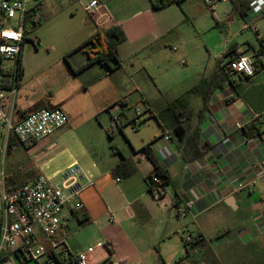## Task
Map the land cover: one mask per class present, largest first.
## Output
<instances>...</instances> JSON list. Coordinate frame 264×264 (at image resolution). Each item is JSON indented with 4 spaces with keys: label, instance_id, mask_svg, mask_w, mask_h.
Instances as JSON below:
<instances>
[{
    "label": "crops",
    "instance_id": "crops-1",
    "mask_svg": "<svg viewBox=\"0 0 264 264\" xmlns=\"http://www.w3.org/2000/svg\"><path fill=\"white\" fill-rule=\"evenodd\" d=\"M222 1L225 0L216 2ZM227 1L220 7L214 4L210 10L203 0L175 1L159 9L152 0H99L100 5L93 13L84 10L85 0L78 4L84 24L80 28L68 26L69 42L56 58L61 73L55 76V87L59 89L61 84L64 87L39 107L64 110L67 122L50 136L25 148L26 156L21 157L13 155L20 144L0 129V168L4 176L30 159L37 174H44L53 183L60 181L61 173L72 163L80 167L83 183L90 181L78 196L83 208L72 210L66 206L62 210L56 237L63 239L70 251L81 250L66 239L67 231L77 224L93 226L97 231L90 245L106 242L105 248H96L91 256L102 264H249L251 256L253 264H264V128L256 121L259 134L234 127L235 120L251 123L252 111L264 110V62L251 76L235 84L224 76L214 77L216 82L204 108L202 96L190 91L201 79L219 71L220 58L222 64L238 54L254 60L256 52L264 48V0H252L243 17ZM42 4L39 0V14ZM68 11L70 17L78 13L73 8ZM41 20L42 12L32 32L35 38L31 34L32 39L24 41L20 52L22 81L26 78L24 48L27 42L41 44ZM185 24L192 28L188 33ZM113 25H119L125 36L118 44L120 66L108 71L104 66L92 64L73 72L64 54L93 32ZM68 60L76 67L85 63L86 55L76 50ZM188 61L195 68L194 73L181 83L179 91L158 90L159 96L151 92L149 80L154 84L155 79L171 77L179 68L177 62L185 65L180 69L186 70ZM85 83L89 85L84 86ZM133 92H138L140 97L131 101ZM10 95L6 94L4 110L13 121L39 110L31 108L19 95L12 103L10 97L14 94ZM183 95L181 107L188 114L186 136L191 137L196 127L199 129V156L191 160L182 156L178 147L181 142L177 143L156 117L169 102ZM141 98L150 105L152 113L143 115L140 126L127 134L128 150L120 152L117 147L115 153L119 156L111 164L104 165L103 152L97 157L98 151L91 145L78 150L63 143L62 138L81 123L87 124L89 130L93 128L108 136L110 129L114 134L118 126L112 115L123 111L130 116L131 104ZM124 126L118 131L122 132ZM147 143L171 176L161 195L147 189L146 177L153 166L138 151ZM83 151L86 158L81 155ZM125 158L128 162L113 172ZM132 166L134 170L129 172ZM108 178L114 183L111 185L114 190L106 183ZM246 180L251 181L248 186L234 189L238 182ZM188 200L193 204L181 219L173 203L181 206ZM109 213L114 215L113 221L109 220ZM179 230L183 232L181 236ZM186 233L193 237L199 234L188 251L184 245ZM233 247L239 256L232 254ZM57 255L53 251L36 260L23 261L15 257L14 264L31 261L60 264Z\"/></svg>",
    "mask_w": 264,
    "mask_h": 264
},
{
    "label": "built area",
    "instance_id": "built-area-1",
    "mask_svg": "<svg viewBox=\"0 0 264 264\" xmlns=\"http://www.w3.org/2000/svg\"><path fill=\"white\" fill-rule=\"evenodd\" d=\"M216 1L203 0L210 10L213 9ZM38 2L39 0H0V129H4L8 136L13 135L24 148L50 136L68 120L66 112L59 108L29 112L17 122L13 121L11 114L4 110L6 94L15 93L18 80L16 76H12L11 86L5 87L2 80L6 78V75L2 71L11 68L6 63L10 60H16L17 70V58L23 43L31 38L40 20ZM99 5V0H85L83 7L85 11L93 13ZM255 55L258 62L263 64L264 48L257 51ZM254 71L253 60L247 55L238 54L226 61L225 77L231 84L243 81ZM130 108L133 112L130 116L124 115L122 111L114 113L112 120L117 126L128 124L132 130H136L143 120V115L152 113V109L144 98ZM251 121L258 122L264 128V110L252 111ZM248 123L250 122L235 120L234 127L243 129ZM82 178L80 167L74 165L61 173L58 183L51 182L44 174L39 173L18 188L7 191L4 185V175L0 171V203L2 206L0 264H14L15 257L19 261L36 260L44 254L50 255L53 251L71 264H102V262L93 261L91 256L96 248L106 247L105 241H98L84 250L73 252L68 249L63 239L56 237L62 223L63 208L66 206H70L72 210L83 208V202L78 199V196L83 187L90 184V181L83 183ZM250 183V180H246L238 182L233 187L236 190ZM162 193L163 191L158 195ZM192 204L193 201L188 200L184 205L178 206L177 214L184 217ZM108 217L110 221L114 220L112 213H109ZM41 236L48 240L46 244L41 241ZM184 239L190 242L193 236L186 233Z\"/></svg>",
    "mask_w": 264,
    "mask_h": 264
},
{
    "label": "rangeland",
    "instance_id": "rangeland-1",
    "mask_svg": "<svg viewBox=\"0 0 264 264\" xmlns=\"http://www.w3.org/2000/svg\"><path fill=\"white\" fill-rule=\"evenodd\" d=\"M83 0H42V20L41 24H43V31L42 33L39 32L41 36V44H37L36 42H27L24 48V55H23V65L26 70V78L24 81L21 80V76L18 79L17 89L14 95H10L11 102L14 103L16 101V97L19 95L26 103L30 105L31 108L41 107L43 101L49 99L50 96L55 95L58 91L62 90L64 84H61L59 89H56L55 84L57 82V74L61 73V70L56 67L58 54L63 46L67 45L69 42L67 31L66 29L70 24H73L75 28H80L83 26L84 21L82 17L79 15V3ZM219 2V1H218ZM218 2H215L217 4ZM227 0L218 3L216 7L223 6L226 4ZM205 9L208 8L205 5H202ZM69 8H73L76 10V15L73 17L69 16ZM79 8V9H78ZM40 12V14H41ZM188 24L184 25L186 28L187 33L192 29L187 27ZM35 34H32V38L34 39ZM30 38V39H32ZM33 45H37L36 48ZM61 59L63 60L62 56ZM6 63L13 69V72H16V60L6 61ZM176 71H173L171 77L168 78H158L155 79V83H152V80H149L151 92L154 95L159 96L158 90H161L165 93H175L179 91L181 88V83L189 78L194 73V67L191 66V63L188 61L187 65L188 68L186 70H182L180 68L184 67L185 65L180 64L177 62ZM101 66V65H100ZM64 67V66H63ZM67 68V65L65 64ZM64 67V68H65ZM190 68V69H189ZM88 77V75L86 76ZM14 82V78H13ZM89 85V83H88ZM20 87V91H19ZM140 95L137 92H133L131 101L139 98ZM134 104H136L134 102ZM134 104H131L133 106ZM129 115L133 114L132 108H129ZM149 120V119H148ZM110 121V118H108ZM150 124H152V120H149ZM5 132V131H4ZM134 132L127 124L122 128V132L116 130L112 137H108L106 134L100 132H96L92 129L89 130L88 125L85 123H81L78 127L73 128V130L67 133L63 138L62 141L65 143L67 147L71 149L77 148L81 150L82 148L86 147V145L93 146L95 151H98L95 155L99 157L101 152H103L104 156V165L111 164L115 158L119 155L115 152L117 147L119 151H127L129 148V142L127 134H131ZM125 153V152H124ZM13 155L18 157L26 156L25 155V148L22 146H17L14 150ZM83 157L86 158L84 151L81 153ZM28 156V155H27ZM78 165L77 163H72L67 168ZM66 168V169H67ZM1 171V168H0ZM109 174V178H112V175ZM108 178V185L112 188V184L114 183ZM83 182V181H82ZM112 190H114L112 188ZM184 217H181L183 219ZM183 232L179 230L178 236H181ZM67 238L70 242L73 243L76 249L84 250L87 246L93 241L97 236V231L93 228V226H82V225H73L69 231L66 233ZM185 237V235H184ZM176 238V237H175ZM175 244V242H173ZM176 246V244H175ZM235 247L231 248L232 254H237L239 256V252L236 250L234 252ZM79 250H74L73 252H77ZM247 257V256H246ZM255 257V256H254ZM250 260L249 264H253L254 258L249 257ZM34 264V261L29 262L28 264ZM51 264H57L56 262H52Z\"/></svg>",
    "mask_w": 264,
    "mask_h": 264
},
{
    "label": "trees",
    "instance_id": "trees-1",
    "mask_svg": "<svg viewBox=\"0 0 264 264\" xmlns=\"http://www.w3.org/2000/svg\"><path fill=\"white\" fill-rule=\"evenodd\" d=\"M233 11L243 17L248 9L249 3L252 0H230ZM175 2L174 0H152L153 6L157 9L165 7L171 3ZM125 36L120 29L119 25H113L104 30H97L93 32L90 36L81 41L76 47L71 49L70 51L64 54V59L70 66L71 70L75 73L83 70L87 66L92 64H98L104 66L108 71H113L120 66V58L118 54V44L124 41ZM76 50H81L86 55V61L84 64L79 66H73L68 60V56L71 55ZM20 56V55H19ZM18 56V58H19ZM18 67L16 72L9 70H3L2 72L6 75V78L3 79V85L5 87H10L12 84V76H16L17 80L20 78L21 74V65L20 58L18 59ZM231 58V57H230ZM225 65L222 64V58L218 60L219 71H217L214 75H211L209 78H203L200 82L195 85L192 90L193 92L199 93L203 98V108L206 107L207 98L210 93L213 91V87L215 82H213L214 77L224 76L225 77ZM253 65L255 70L262 67V63H259L257 59L253 60ZM249 77V76H248ZM246 77V78H248ZM88 83H85L84 86H87ZM185 96H180L175 100L169 102L162 110L159 112L156 117L159 123L163 126V128L168 129L171 136L179 143L178 147L181 151L182 156L191 160L193 158H197L199 155L198 151V136L199 129L196 127L193 134L190 136H186V127L185 121L188 119V114H185L183 111L181 104L184 101ZM122 125L118 126V130H121ZM245 132L249 133L251 129L252 134L260 133V128L256 124L255 121H251V123L245 125L243 128ZM107 134L111 138L113 132L110 129H107ZM13 141H16L13 135H10ZM183 143V144H182ZM139 152H143L145 156L152 163L153 169L152 172L146 177L147 189L152 194L156 193L160 194L166 185L171 182V176L169 171L161 164L150 151L149 143L143 145L139 150ZM128 160L123 159L114 169L113 172L118 169V167L124 166ZM134 170V166H132L128 171L131 172ZM37 175V169L35 165L31 162L30 159H26L21 163V165L16 166L9 170V172L4 176V185L7 191L14 190L27 182L29 179L33 178ZM156 178V179H154ZM173 206L178 208L177 202L173 203ZM177 212V210H176ZM199 238V234H196L192 241L184 240V245L187 251L196 243V240ZM41 241L43 243H47L48 240L42 238ZM60 264H65L63 259L57 257ZM175 264V263H172Z\"/></svg>",
    "mask_w": 264,
    "mask_h": 264
},
{
    "label": "bare ground",
    "instance_id": "bare-ground-1",
    "mask_svg": "<svg viewBox=\"0 0 264 264\" xmlns=\"http://www.w3.org/2000/svg\"><path fill=\"white\" fill-rule=\"evenodd\" d=\"M19 59V58H18Z\"/></svg>",
    "mask_w": 264,
    "mask_h": 264
}]
</instances>
